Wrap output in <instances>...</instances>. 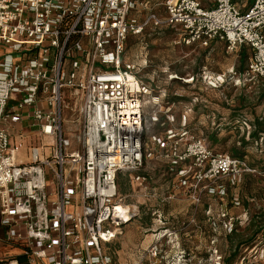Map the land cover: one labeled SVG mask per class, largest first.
I'll list each match as a JSON object with an SVG mask.
<instances>
[{"label": "built area", "instance_id": "built-area-1", "mask_svg": "<svg viewBox=\"0 0 264 264\" xmlns=\"http://www.w3.org/2000/svg\"><path fill=\"white\" fill-rule=\"evenodd\" d=\"M210 1L0 0V228L28 264H110L103 245L132 213L118 177L148 161L166 163L170 194L196 202L216 180L238 185L252 171L190 130L197 97L175 125L177 103L154 95L124 61L128 35L154 24L186 44L221 40L229 52L247 46L248 74L264 77V0L244 10L233 0ZM68 108L80 125L67 132ZM26 134L39 143L18 161ZM217 186L224 201L225 186Z\"/></svg>", "mask_w": 264, "mask_h": 264}, {"label": "rangeland", "instance_id": "rangeland-1", "mask_svg": "<svg viewBox=\"0 0 264 264\" xmlns=\"http://www.w3.org/2000/svg\"><path fill=\"white\" fill-rule=\"evenodd\" d=\"M198 1L209 6L208 0ZM128 36L124 61L134 65L154 95L165 92L166 100L177 103L174 124L197 97L187 116L194 133L219 152L243 153L246 166L255 169L245 171L238 185L216 180L214 190L198 202L170 194L171 175L163 160L120 175L119 194L132 213L121 233L103 245L110 264H264V134L250 136L255 118H264V77L246 72L252 50L229 52L221 40L186 44L172 28L154 24ZM235 108L239 117L232 118ZM76 114L69 110L64 117L72 122ZM71 122V131L78 129L80 123ZM143 175L146 180L139 184L136 177ZM218 184L225 186L224 201ZM16 247L0 228V260L18 252Z\"/></svg>", "mask_w": 264, "mask_h": 264}, {"label": "trees", "instance_id": "trees-1", "mask_svg": "<svg viewBox=\"0 0 264 264\" xmlns=\"http://www.w3.org/2000/svg\"><path fill=\"white\" fill-rule=\"evenodd\" d=\"M242 49H244V48H247V46H242L241 47ZM244 53V52H243ZM247 72V71H246ZM248 74V73H247ZM249 75V74H248ZM264 97V96H263ZM194 107V106H193ZM192 111V110H191ZM239 111H240V109L239 108H235V109H232V115L231 116H233L232 118H236V117H239ZM189 126V125H188ZM254 129L250 132V136L252 137V138H256V137H258V135L259 134H264V130H262L261 128L264 126V118H262V117H256L255 118V120H254ZM189 128H190V130L194 133V131H193V129L189 126ZM216 135L214 134V133H210L209 134V137L213 140L214 138H216L215 137ZM206 138V137H205ZM208 140V139H207ZM208 143H209V147L212 149V150H214L215 152H219V151H217V150H215L213 147H212V145L210 144V142H209V140H208ZM223 152H225V151H223ZM223 152H221V153H223ZM232 157H234V158H236V159H238V160H241V161H243L244 163H245V161H244V157H243V153H238L236 150L235 151H233L232 152V154L231 153H229ZM246 164V163H245ZM253 169H255V168H253L252 167V169L251 170H253ZM243 175V174H242ZM208 192V191H207ZM207 192H205V193H203L202 195H204V194H206ZM234 255H236V254H232V256L234 257ZM13 257L15 258V259H17V264H28V259H27V256H25L24 254H21V253H19V254H16V255H13ZM232 259V258H231Z\"/></svg>", "mask_w": 264, "mask_h": 264}, {"label": "crops", "instance_id": "crops-1", "mask_svg": "<svg viewBox=\"0 0 264 264\" xmlns=\"http://www.w3.org/2000/svg\"><path fill=\"white\" fill-rule=\"evenodd\" d=\"M208 4H209V6L208 7H210V6H212V3H211V1L210 0H208ZM233 2L234 3H236L242 10H244V9H246L251 3H252V0H248V1H246V0H233ZM156 9H158V8H156ZM138 14V16H140V17H143V14L142 13H137ZM69 110H71L70 108H68V109H66L65 110V115L67 114V112L69 111ZM73 110V109H72ZM64 120H66V121H68L67 120V117H64ZM77 120V119H76ZM69 122V125L68 126H65L64 125V129H65V131H70L71 130V127H70V122L71 121H68ZM78 121H76V122H74L73 120H72V122H71V124L72 123H77ZM24 143H23V145L22 146H20V147H18V151H17V159H18V161H23V160H27L28 159V145L29 144H32V143H39V139H37L36 137H33V136H30V135H28V134H26V136H24ZM17 248V247H16ZM18 249V252H17V250L16 251H14L13 252V254L14 255H16V254H19V252L21 251V249H19V248H17ZM15 250V249H14ZM13 254L12 255H10V256H13Z\"/></svg>", "mask_w": 264, "mask_h": 264}]
</instances>
